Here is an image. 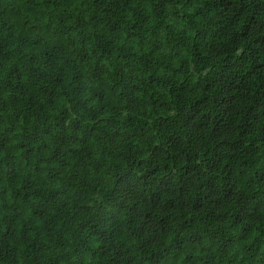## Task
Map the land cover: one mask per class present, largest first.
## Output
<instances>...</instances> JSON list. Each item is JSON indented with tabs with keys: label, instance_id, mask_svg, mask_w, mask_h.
Returning <instances> with one entry per match:
<instances>
[{
	"label": "trees",
	"instance_id": "1",
	"mask_svg": "<svg viewBox=\"0 0 264 264\" xmlns=\"http://www.w3.org/2000/svg\"><path fill=\"white\" fill-rule=\"evenodd\" d=\"M0 264H264V0H0Z\"/></svg>",
	"mask_w": 264,
	"mask_h": 264
}]
</instances>
